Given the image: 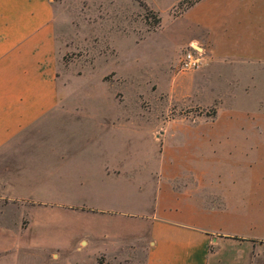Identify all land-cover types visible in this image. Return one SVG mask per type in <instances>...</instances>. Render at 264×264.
I'll use <instances>...</instances> for the list:
<instances>
[{
    "label": "rangeland",
    "instance_id": "374dc122",
    "mask_svg": "<svg viewBox=\"0 0 264 264\" xmlns=\"http://www.w3.org/2000/svg\"><path fill=\"white\" fill-rule=\"evenodd\" d=\"M221 1L56 0L62 109L0 159V264H142L122 215L182 194L172 216L264 264V52L211 53Z\"/></svg>",
    "mask_w": 264,
    "mask_h": 264
},
{
    "label": "crops",
    "instance_id": "0c3cea01",
    "mask_svg": "<svg viewBox=\"0 0 264 264\" xmlns=\"http://www.w3.org/2000/svg\"><path fill=\"white\" fill-rule=\"evenodd\" d=\"M55 3L0 0V159L12 161L15 146L41 128L49 114L62 109L55 77ZM206 18L216 23L222 39L230 41L224 49L219 46L211 50L213 55H233L249 64L256 58L257 43L264 52V0H222ZM0 181L6 183L3 178ZM178 198L173 196L174 201L167 205L162 198L157 202L158 214L146 219L122 215L143 221L140 232L147 237L142 264H251L249 251L241 260L228 234L216 238L212 235L221 230L207 233L201 225L196 227L172 216L178 209L190 208L179 205Z\"/></svg>",
    "mask_w": 264,
    "mask_h": 264
},
{
    "label": "built area",
    "instance_id": "2783aa9c",
    "mask_svg": "<svg viewBox=\"0 0 264 264\" xmlns=\"http://www.w3.org/2000/svg\"><path fill=\"white\" fill-rule=\"evenodd\" d=\"M199 59L192 52H186L180 62V69L183 71L193 70L198 67Z\"/></svg>",
    "mask_w": 264,
    "mask_h": 264
},
{
    "label": "trees",
    "instance_id": "16d2710c",
    "mask_svg": "<svg viewBox=\"0 0 264 264\" xmlns=\"http://www.w3.org/2000/svg\"><path fill=\"white\" fill-rule=\"evenodd\" d=\"M141 6H142V7H144V5H143V4H141Z\"/></svg>",
    "mask_w": 264,
    "mask_h": 264
},
{
    "label": "water",
    "instance_id": "95a60500",
    "mask_svg": "<svg viewBox=\"0 0 264 264\" xmlns=\"http://www.w3.org/2000/svg\"><path fill=\"white\" fill-rule=\"evenodd\" d=\"M193 48H196L195 46H193Z\"/></svg>",
    "mask_w": 264,
    "mask_h": 264
}]
</instances>
